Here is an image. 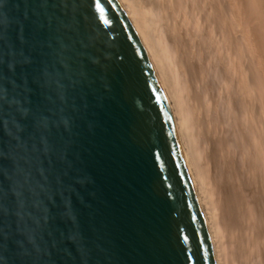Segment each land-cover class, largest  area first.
<instances>
[{
    "label": "snow or ice",
    "instance_id": "snow-or-ice-1",
    "mask_svg": "<svg viewBox=\"0 0 264 264\" xmlns=\"http://www.w3.org/2000/svg\"><path fill=\"white\" fill-rule=\"evenodd\" d=\"M117 11L120 0H0V264H122L84 202L90 181L79 167L96 113L115 99L124 56L101 47L98 21ZM147 119L138 109L124 135H147ZM151 154L155 162L158 149ZM177 241L183 264H203L198 236L195 251L186 230Z\"/></svg>",
    "mask_w": 264,
    "mask_h": 264
},
{
    "label": "bare ground",
    "instance_id": "bare-ground-1",
    "mask_svg": "<svg viewBox=\"0 0 264 264\" xmlns=\"http://www.w3.org/2000/svg\"><path fill=\"white\" fill-rule=\"evenodd\" d=\"M120 4L170 108L216 264H264V0Z\"/></svg>",
    "mask_w": 264,
    "mask_h": 264
},
{
    "label": "water",
    "instance_id": "water-1",
    "mask_svg": "<svg viewBox=\"0 0 264 264\" xmlns=\"http://www.w3.org/2000/svg\"><path fill=\"white\" fill-rule=\"evenodd\" d=\"M116 16L118 20L108 13L109 24L98 21L101 47L121 52L124 59L112 73L115 99L96 113L97 128L82 141L79 167L90 182L81 195L123 251L122 264H161V253L166 264H183L178 229L186 230L193 251L199 237L203 264H216L170 108L124 11ZM27 96L31 99L32 94ZM138 109L146 119L151 117L150 131L133 140L123 128ZM157 149L154 162L151 153ZM169 184L173 200L165 197Z\"/></svg>",
    "mask_w": 264,
    "mask_h": 264
},
{
    "label": "rangeland",
    "instance_id": "rangeland-1",
    "mask_svg": "<svg viewBox=\"0 0 264 264\" xmlns=\"http://www.w3.org/2000/svg\"><path fill=\"white\" fill-rule=\"evenodd\" d=\"M260 57H261V56H260ZM262 63H263V62H262ZM263 64H264V63H263ZM257 65H258V64H257ZM260 66L262 67L261 64H260ZM260 66H259V65L257 66V71H258V72H261V71H260L261 69H260V70L258 69ZM258 72H257V74H260V73H258ZM260 76H261V74H260V75H257V77H258L257 82H258V80L260 81V79H263V80H264V77H263L264 75L261 76L262 78H260ZM262 82H264V81H262ZM263 84H264V83H263ZM257 85H258V86L261 85V87H262V83H260V84L258 83ZM261 87L257 88V90H259ZM263 87H264V86H263ZM263 87H262V90L260 89V91L257 92V96L260 97V98L257 97V98L260 100V101L257 100V110L260 109L261 111H262V109L264 110V94L262 93V92H264V90H263L264 88H263ZM259 92H261V94L263 95V99H261L262 96H260L261 94H259ZM258 103H259V104H258ZM261 103H262L263 105H262ZM260 104H261V105H260ZM259 107H260V108H259ZM261 107H262V108H261ZM260 110H258V112H259L260 114H258V112H257V121H258V118H261V119L264 118V117H263L264 114H261V113H264V112H261ZM260 115H262V116H260ZM263 120H264V119H263ZM262 122H263V121H262ZM262 122L260 121L259 124L261 125ZM263 123H264V122H263ZM263 123H262V124H263ZM257 124H258V123H257ZM259 124H258V125H259ZM258 125H257L258 128H260V127L262 126V125H261V126L259 125V126H260V127H259ZM261 128H262V130H263V128H264V124H263V127H261ZM261 128H260V129H257V130H261ZM263 132H264V131H263Z\"/></svg>",
    "mask_w": 264,
    "mask_h": 264
}]
</instances>
